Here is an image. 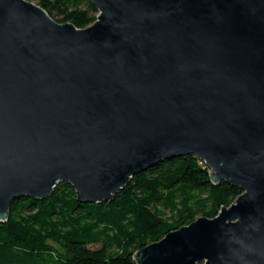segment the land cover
Listing matches in <instances>:
<instances>
[{
	"label": "water",
	"instance_id": "obj_1",
	"mask_svg": "<svg viewBox=\"0 0 264 264\" xmlns=\"http://www.w3.org/2000/svg\"><path fill=\"white\" fill-rule=\"evenodd\" d=\"M59 22L0 0V222L66 181L108 200L191 153L240 192L134 250L136 264H264V0H89Z\"/></svg>",
	"mask_w": 264,
	"mask_h": 264
},
{
	"label": "trees",
	"instance_id": "obj_2",
	"mask_svg": "<svg viewBox=\"0 0 264 264\" xmlns=\"http://www.w3.org/2000/svg\"><path fill=\"white\" fill-rule=\"evenodd\" d=\"M32 1L77 27L97 12L89 0ZM207 171L188 153L133 173L108 200L79 201L66 181L41 198H14L0 222V264H136L134 250L198 215H215L240 192L210 181Z\"/></svg>",
	"mask_w": 264,
	"mask_h": 264
},
{
	"label": "rangeland",
	"instance_id": "obj_3",
	"mask_svg": "<svg viewBox=\"0 0 264 264\" xmlns=\"http://www.w3.org/2000/svg\"><path fill=\"white\" fill-rule=\"evenodd\" d=\"M96 244H91V246H95Z\"/></svg>",
	"mask_w": 264,
	"mask_h": 264
}]
</instances>
